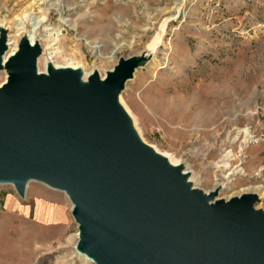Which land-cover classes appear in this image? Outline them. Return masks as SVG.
I'll list each match as a JSON object with an SVG mask.
<instances>
[{
    "label": "rangeland",
    "instance_id": "374dc122",
    "mask_svg": "<svg viewBox=\"0 0 264 264\" xmlns=\"http://www.w3.org/2000/svg\"><path fill=\"white\" fill-rule=\"evenodd\" d=\"M0 26L3 55L23 33L57 66L101 77L139 58L121 97L144 140L203 192L227 183L222 197L255 193L264 211V0H0ZM26 190L0 184V260L34 245L36 264H94L76 254L65 194L35 181ZM46 200L65 204L64 225L51 224L67 216Z\"/></svg>",
    "mask_w": 264,
    "mask_h": 264
},
{
    "label": "water",
    "instance_id": "95a60500",
    "mask_svg": "<svg viewBox=\"0 0 264 264\" xmlns=\"http://www.w3.org/2000/svg\"><path fill=\"white\" fill-rule=\"evenodd\" d=\"M0 39V184L20 197L35 181L63 192L76 251L94 264H264L258 197L228 200L191 188L143 144L118 97L140 59H119L103 79L79 69L37 73L24 37L4 67Z\"/></svg>",
    "mask_w": 264,
    "mask_h": 264
},
{
    "label": "bare ground",
    "instance_id": "6f19581e",
    "mask_svg": "<svg viewBox=\"0 0 264 264\" xmlns=\"http://www.w3.org/2000/svg\"><path fill=\"white\" fill-rule=\"evenodd\" d=\"M1 27V26H0ZM34 32V31H33ZM32 33V32H31ZM159 34L160 35H162L163 34V28H161L160 30H159ZM31 35H33V33L31 34ZM24 37H27L26 35H23V33H22V35H20V39L21 38H24ZM28 38H29V43H30V45L31 46H39L40 47V45L38 44L39 43V41L37 40V38L36 37H34V36H30V35H28ZM11 39V38H10ZM9 39V40H10ZM152 42L153 43H151L152 45L151 46H147L144 50L145 51H148L149 52V55H155L157 52V47H160V46H158L159 44H162V40H155V41H153L152 40ZM161 42V43H160ZM8 45H9V50H8V52H5V54L2 56V66L4 67V64H5V62L8 60V58L9 57H11L12 55H14L15 54V52L17 51V45H14L13 46V48L11 49V43H9V41H8ZM40 50H41V54L38 56V58H37V60H36V69H37V73H46L47 72V68L49 67V66H52V67H54V68H61V69H65V68H70V69H79V70H81L80 68H72V66L70 65V67H59V66H57L56 64H54V62L52 61V59H51V57H49L48 55H44V53L42 54V49H41V47H40ZM9 53V54H8ZM8 54V55H7ZM142 54V53H141ZM145 56V55H144ZM53 58V57H52ZM139 59V58H138ZM147 60V59H146ZM155 61V59L153 58V62ZM150 62V61H149ZM68 65V64H67ZM156 65V64H155ZM73 67H75V66H73ZM81 72H82V76H81V82L82 83H87V81H88V78H89V76H91L93 73H98L95 69H93V70H91L90 72H85V71H82L81 70ZM1 73H4L5 74V80L2 82V83H0V86L2 85V84H4L5 82H6V79H7V74H6V72H5V69L4 68H2L1 70H0V74ZM106 75V74H105ZM99 77L101 78V79H103L104 77H101L100 75H99ZM118 104H119V106L123 109V111L126 113V115H127V117L129 118V121H130V125H131V128L133 129V131L135 132V134L137 135V137L139 138V140L143 143V144H145L146 146H148L155 154H157V155H159V156H161L162 158H164L166 161H167V163L169 164V165H171V166H173V167H179V168H181V173L185 176V178H186V182L187 183H189L190 184V186H191V188H198L199 189V184H198V181H197V177L195 176V175H193V173L192 172H189V171H187L188 169L187 168H185V167H183L181 164H180V162H179V160H176V159H174L171 155H168V154H166V153H162V152H160L156 147H154V146H152V145H150V144H148L145 140H144V138H143V136H142V133H141V130H140V128L138 127V121H137V119L131 114V112L128 110V108L125 106V104L123 103V101H122V97H121V94L119 95V97H118ZM213 122V121H212ZM247 132V131H246ZM250 134V133H249ZM248 134V135H249ZM250 137H247V139H249ZM225 167H227V165L225 164L224 165ZM30 183V182H29ZM29 183L26 185V189H27V187H28V185H29ZM226 187H227V183H222V184H219L218 186H216V187H214L212 190H210V191H208V192H205V193H209V192H212V191H215L216 193H217V196H216V198H218V199H224V200H228V199H230L231 197H229V198H224V197H222L221 196V192H223L225 189H226ZM25 189V193H24V195H23V197H25V195H26V190ZM244 194H255V193H244ZM242 195V194H241ZM255 195H257V194H255ZM66 196V195H65ZM240 196V195H239ZM258 196V195H257ZM67 197V196H66ZM234 197V196H233ZM258 199H261V197L260 196H258ZM262 210V209H261ZM78 229H77V231H76V239L78 238ZM76 242H77V240H76ZM76 242H75V245H74V248H75V251H76ZM76 254L79 256V257H81V258H84L87 262H90V263H93L92 262V260L90 259V258H88V257H86L85 255H83V254H80L79 252H77L76 251Z\"/></svg>",
    "mask_w": 264,
    "mask_h": 264
},
{
    "label": "crops",
    "instance_id": "0c3cea01",
    "mask_svg": "<svg viewBox=\"0 0 264 264\" xmlns=\"http://www.w3.org/2000/svg\"><path fill=\"white\" fill-rule=\"evenodd\" d=\"M42 200H45V199L43 198ZM46 201L48 204L53 206L55 211H58L63 216H65L67 214V212L65 210V204H62L61 202L51 201V200H46ZM64 219L65 220L60 219V220L52 221L51 224H56V225L62 226L67 222L68 216L64 217ZM19 252H20V254L17 258L14 257L12 260H7V261H1L0 260V264H36V250H35L34 245L28 246V247L20 250Z\"/></svg>",
    "mask_w": 264,
    "mask_h": 264
}]
</instances>
